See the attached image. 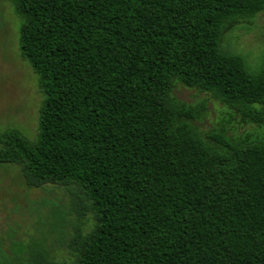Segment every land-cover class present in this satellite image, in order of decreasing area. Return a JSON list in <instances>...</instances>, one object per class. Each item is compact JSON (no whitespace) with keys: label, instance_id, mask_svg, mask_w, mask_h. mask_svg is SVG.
<instances>
[{"label":"trees","instance_id":"16d2710c","mask_svg":"<svg viewBox=\"0 0 264 264\" xmlns=\"http://www.w3.org/2000/svg\"><path fill=\"white\" fill-rule=\"evenodd\" d=\"M2 1L43 101L34 140L0 133V165L64 188L76 219L69 260L9 236L0 264H264V136L204 133V106L172 96L264 129V62L222 45L264 0Z\"/></svg>","mask_w":264,"mask_h":264},{"label":"rangeland","instance_id":"374dc122","mask_svg":"<svg viewBox=\"0 0 264 264\" xmlns=\"http://www.w3.org/2000/svg\"><path fill=\"white\" fill-rule=\"evenodd\" d=\"M18 29L19 20L11 4L0 0V133L18 130L34 140L43 96L36 75L20 57ZM222 45L243 56L252 67L264 62V11L227 33ZM172 96L192 106H204L203 120L198 124L204 133L223 126L239 136L258 132L264 136V129L254 130L236 121L231 124L228 111L204 93L176 83ZM69 204L70 197L64 188L47 185L28 189L15 166L0 165V238L7 240L11 236V241L19 244H44L57 261H67L70 256L66 241L76 219ZM61 216L66 223L57 222ZM86 217L90 219L88 214Z\"/></svg>","mask_w":264,"mask_h":264}]
</instances>
